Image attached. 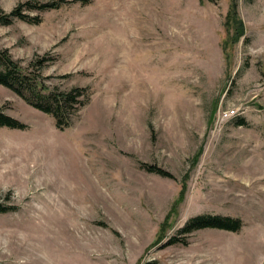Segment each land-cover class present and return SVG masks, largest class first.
<instances>
[{
	"label": "rangeland",
	"instance_id": "374dc122",
	"mask_svg": "<svg viewBox=\"0 0 264 264\" xmlns=\"http://www.w3.org/2000/svg\"><path fill=\"white\" fill-rule=\"evenodd\" d=\"M23 10L42 21L0 23V49L40 90L84 94L59 127L0 84V109L27 124L0 127V264H264V0ZM201 214L243 225L181 232Z\"/></svg>",
	"mask_w": 264,
	"mask_h": 264
},
{
	"label": "trees",
	"instance_id": "16d2710c",
	"mask_svg": "<svg viewBox=\"0 0 264 264\" xmlns=\"http://www.w3.org/2000/svg\"><path fill=\"white\" fill-rule=\"evenodd\" d=\"M69 0H48V1H33L29 0L25 3L15 7L10 12H5L0 9V23H11L15 18H19L28 22L40 23L42 19L38 16H32L25 13L23 7H29L30 9L38 10H51L60 8L65 2ZM236 2H233L231 11L233 15V30H235L237 40L244 33V24L241 19L236 21L237 6ZM234 40V41H235ZM45 56L40 57L36 62L43 65L46 61ZM35 65V63L33 64ZM39 75L34 76L30 80L29 73L25 71V68L16 60L8 49H0V84L6 85L22 96H24L35 107L52 114L56 118V122L59 127H64L69 121L67 115H70V108L76 109L83 103L81 96L84 94V88L74 87L70 90H57L48 92L40 90V88L48 89L43 80H39ZM41 85V86H40ZM40 86V87H39ZM244 120H242V123ZM0 127H10L23 129L27 127V124L21 120L7 114L0 109ZM144 166L151 171L158 172L164 176H172L171 173L160 168L156 165ZM10 210V206L0 203V212H6ZM242 221L239 218L221 216V215H196L188 220L183 226L181 232H192L196 229L205 227H216L227 229L231 231H239L242 228ZM171 241H179V238H172ZM145 264H157L155 261H148Z\"/></svg>",
	"mask_w": 264,
	"mask_h": 264
},
{
	"label": "built area",
	"instance_id": "2783aa9c",
	"mask_svg": "<svg viewBox=\"0 0 264 264\" xmlns=\"http://www.w3.org/2000/svg\"><path fill=\"white\" fill-rule=\"evenodd\" d=\"M235 109H225L222 110L219 114V119L221 121L229 119V116L234 115Z\"/></svg>",
	"mask_w": 264,
	"mask_h": 264
},
{
	"label": "bare ground",
	"instance_id": "6f19581e",
	"mask_svg": "<svg viewBox=\"0 0 264 264\" xmlns=\"http://www.w3.org/2000/svg\"><path fill=\"white\" fill-rule=\"evenodd\" d=\"M234 113H236V112H234ZM232 116H233V115L229 116V119H230Z\"/></svg>",
	"mask_w": 264,
	"mask_h": 264
}]
</instances>
